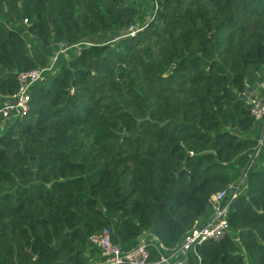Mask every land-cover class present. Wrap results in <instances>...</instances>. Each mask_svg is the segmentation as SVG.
Masks as SVG:
<instances>
[{
    "label": "trees",
    "instance_id": "16d2710c",
    "mask_svg": "<svg viewBox=\"0 0 264 264\" xmlns=\"http://www.w3.org/2000/svg\"><path fill=\"white\" fill-rule=\"evenodd\" d=\"M0 45L3 97L66 49L0 130V264H93L105 227L156 264L230 185L223 238L184 264H264V0H0Z\"/></svg>",
    "mask_w": 264,
    "mask_h": 264
},
{
    "label": "built area",
    "instance_id": "2783aa9c",
    "mask_svg": "<svg viewBox=\"0 0 264 264\" xmlns=\"http://www.w3.org/2000/svg\"><path fill=\"white\" fill-rule=\"evenodd\" d=\"M140 30L130 27L127 36L133 37ZM72 48L77 49L74 45ZM66 49L57 50L50 57L48 66L19 73L16 77L17 91L13 96L3 97L0 95V130L7 122L15 117H24L29 110L30 89L33 84L43 80V74L51 71L54 64L58 62L59 54H64ZM250 114L256 122L262 121L264 127V99L250 101ZM236 187L230 185L225 190L219 191L211 198L212 216L203 225L190 230L180 248L174 249L169 256H160L156 264H184L185 253L194 250L195 246L203 244L207 240L220 241L227 231L225 220L227 205L225 199L230 194V200L236 197ZM151 240L158 248H162L156 237ZM88 243L99 251L100 261L93 264H150L149 252L146 246V236L139 238L128 251H123L118 244L113 243L111 232L108 228L91 234Z\"/></svg>",
    "mask_w": 264,
    "mask_h": 264
},
{
    "label": "crops",
    "instance_id": "0c3cea01",
    "mask_svg": "<svg viewBox=\"0 0 264 264\" xmlns=\"http://www.w3.org/2000/svg\"><path fill=\"white\" fill-rule=\"evenodd\" d=\"M133 3H137L138 6H140L143 2V0H131ZM256 72H251V75L248 77V80L250 82L249 87H251L249 89V98H251V100H258L255 99L257 97L255 92H258L259 98H261L262 100L264 99V88H262L263 82L260 81V77L263 76L264 77V72H262L261 74H257L256 73V78L252 80V76L253 74H255ZM90 259L92 260L91 262L96 263L100 261V255L99 254H91L90 255Z\"/></svg>",
    "mask_w": 264,
    "mask_h": 264
},
{
    "label": "rangeland",
    "instance_id": "374dc122",
    "mask_svg": "<svg viewBox=\"0 0 264 264\" xmlns=\"http://www.w3.org/2000/svg\"><path fill=\"white\" fill-rule=\"evenodd\" d=\"M62 49V48H61ZM57 50H60V47H53V48H42L41 47V51H43L44 53H47L48 55H49V57H52V56H54L55 55V52L57 51ZM260 69V68H259ZM258 69V70H259ZM259 71H262V70H259ZM258 71V72H259ZM251 72H257V68L256 69H253ZM250 75H251V73H250ZM253 78H252V80L253 79H255L256 78V73L255 74H253V76H252ZM248 84H250V82L248 81ZM249 87V86H248ZM251 87H249V89H250ZM256 93V95H257V97H256V99L258 98V100H261V99H259V95H258V92H255Z\"/></svg>",
    "mask_w": 264,
    "mask_h": 264
},
{
    "label": "water",
    "instance_id": "95a60500",
    "mask_svg": "<svg viewBox=\"0 0 264 264\" xmlns=\"http://www.w3.org/2000/svg\"><path fill=\"white\" fill-rule=\"evenodd\" d=\"M6 42V41H5ZM1 46V45H0ZM173 65L170 67V69L168 70V72H167V74H169L170 73V71L173 69ZM89 69H91V63H90V65H89ZM246 80H247V78H246Z\"/></svg>",
    "mask_w": 264,
    "mask_h": 264
}]
</instances>
